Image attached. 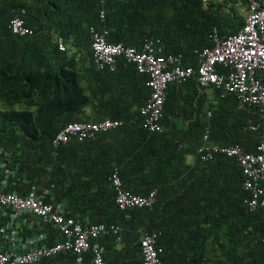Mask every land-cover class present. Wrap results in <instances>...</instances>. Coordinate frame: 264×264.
<instances>
[{
  "label": "trees",
  "instance_id": "obj_1",
  "mask_svg": "<svg viewBox=\"0 0 264 264\" xmlns=\"http://www.w3.org/2000/svg\"><path fill=\"white\" fill-rule=\"evenodd\" d=\"M223 1L225 2L219 3V1L214 0L204 5L201 0H0V58L12 51L14 43L35 44L40 39H43L45 43V41L51 42L55 38L61 39L69 49L84 47V49H88V54L90 55L89 76L85 79L84 84H80V79L74 71L65 70L62 73L66 79L63 78V82L60 85L58 83L49 87L46 84L44 87L35 90V102L32 104L36 106V114L34 116L28 110L15 111L12 108V104L34 95V90L31 88L35 86L29 83L27 90L23 89L27 87L24 85L17 93L14 87L18 83L19 78H6L4 72L0 70V102L3 99L4 101L2 102L10 105H7L6 111L5 108H2L4 110L0 109V164L3 166L0 169V183L3 185V192L14 193V184L16 185L22 180L20 174L22 173L24 161L22 162L20 159L26 155L24 151H27V154L37 150L39 152L48 151L50 158L48 161L45 160L48 164L43 170L44 176L46 175L51 179L52 185L57 187L60 193L58 196L55 195V198H52L55 199L53 201L46 196L47 198L43 202L53 205L62 204L64 218L72 219L75 223L80 224L82 228L91 225H102L107 230L105 234L96 239H90V249L80 256L68 251L60 253L51 259H43L40 264H78V259L81 260L79 264H92V247L94 245H98L102 249H112L118 244L124 247L134 244L133 257L138 258L136 264H142L141 235L144 233H157L158 230H161L159 227H164L165 231L168 232L172 225L177 227L180 223V221L172 219V204L165 209L166 215L164 218L168 216L167 224L165 220L159 226L156 223L159 221L155 220L156 215H154L156 203H153L151 208L149 207L150 209L132 208L120 211L115 204V194L109 180L111 173L115 169L112 171L95 169L98 161L89 159L83 154V152H90L92 146L89 143L92 139H86L82 142L72 140V142L68 141L69 143L61 144L57 147L52 145V139L66 124L92 123L73 122L70 116L90 107L94 97L98 102V96L101 95L102 97L104 95L106 89H101L97 85L101 77L108 82L116 74L125 70L130 71L138 78L139 92L136 96L140 98V104L137 106L136 111L131 113V115L139 118L135 121L134 125H137L135 130L139 132L146 131L141 127L143 118L139 114V109L149 96V89L145 86L147 77L137 73L135 67L126 63L123 58L117 60L114 72L97 71L91 61L90 28L99 33L105 31L106 41L109 44L120 43L125 47L137 50L141 48L146 40H158L162 50L160 56L180 55L182 67L191 66L195 68L197 56L194 51L214 46L209 39V34L212 30L217 32L219 38H224L236 33L243 25V20L237 15L234 8L228 5L229 2L237 0ZM240 1L247 3V0ZM15 16L23 20L25 26L33 31V35L19 37L11 33L9 22ZM112 32H116L113 35L115 38L112 37ZM122 33H127L129 36L134 33L138 38L137 40H134L135 38L119 40L117 36ZM52 44V50L57 51V45ZM0 61L2 62V59ZM8 67L10 68L11 65H8ZM5 81H7V84ZM186 82H191L199 90L194 80H187ZM170 87V85L167 87L166 96ZM217 92L220 95V92ZM226 97L228 100H232L238 110L242 111L246 118L249 119L248 122H245L247 119L241 116L242 124L237 127L238 130L235 134L239 138L243 135L246 136L249 144L258 143L257 132H251L248 129L249 122L252 125L261 122L257 109L240 102L234 94H227ZM25 102L31 103L32 101ZM166 102L167 97L163 105L160 123L161 131L164 130L163 116L166 110ZM114 103V100L110 102V107ZM104 105H108V102L105 101ZM60 115H66L67 117L65 121L64 119L61 122L57 120L58 123H56L53 118ZM109 120L114 121L115 117ZM205 130L208 131V129ZM106 133L108 132L96 133L93 138L102 137ZM203 135L204 132L196 140L195 144V164L197 166L194 172L196 173L197 184L200 185L201 182L207 180L210 187L208 190L210 195L215 193V197H217L223 196L225 193V196L231 197L230 201H223L222 199L219 201V198L213 197V200L208 203L209 205L222 206L223 203L221 204V202H228L225 206L228 214H222L217 221L211 220L212 227H216L220 223L223 225L224 221L228 224L226 264H264V243L262 242L264 237V210L255 209L249 211L244 203L248 199V193L243 188L244 177L234 158L216 154L209 161L202 163L199 160L197 150L202 144ZM239 138L228 140L223 145L217 146L237 145L243 152L255 153V150L247 149ZM168 145L171 144L168 143ZM78 146L85 150L81 151V157H79L76 150ZM171 147L175 148L177 146L172 145ZM38 160H42L41 157H38ZM100 164L103 165L104 163ZM78 165L83 167V170H81L83 192L78 198L71 197L70 200L66 201L69 196H67L68 192L63 193V185L67 183L74 184L77 180L79 182L80 174L76 172V166L78 167ZM105 165L108 166V164ZM101 167L103 168V166ZM219 177L226 178L225 182H221L222 187H226L225 190L218 185ZM24 178L27 180L32 179L30 176ZM94 183L99 184L97 186L99 196L89 195V189ZM75 186L73 185L72 189L68 191H73ZM27 195L26 193L19 194L20 197ZM150 211L151 217H153L150 226L141 233V223L146 221L147 213ZM6 221L7 219L4 218L0 223V227L4 226ZM206 221L209 222V220ZM110 227L116 228L117 232L113 234L109 231ZM199 227L197 224L195 232L197 235L202 236L200 238H205L203 230H199ZM21 229L20 236L22 238L41 235L43 237L42 244L47 247L53 246L64 239L62 234L54 229L51 224L43 223L38 218L27 217V222ZM168 238H172V235L169 234ZM162 241L161 233L160 238L155 241L156 249L160 250L157 256L159 264H165L166 254L169 255V253H164V246L172 247L171 239L165 243ZM0 245H5L1 236ZM103 253L104 251L102 250L101 254L104 260ZM204 254L203 245L197 242L196 248L193 250L194 257L186 260L179 253V263L200 264V258ZM130 263L128 262V264Z\"/></svg>",
  "mask_w": 264,
  "mask_h": 264
},
{
  "label": "crops",
  "instance_id": "obj_2",
  "mask_svg": "<svg viewBox=\"0 0 264 264\" xmlns=\"http://www.w3.org/2000/svg\"><path fill=\"white\" fill-rule=\"evenodd\" d=\"M223 2L225 1H219V3ZM231 3L232 1L228 5L233 7L237 15L243 20L244 12L247 9L246 3L240 0L235 1L237 8L232 6ZM115 33L112 32L113 38H115L113 36ZM117 37H119V40L124 38H135L134 40H137L138 38L134 33L130 36L127 33H122ZM51 42L55 44L54 39ZM51 42L45 41L44 43L43 39H40L35 44L14 43L12 51L0 58L2 59L0 70L4 72V76L6 78H19L20 85L18 81L14 87L15 92L18 93L24 85L27 87L23 89L27 90L29 83L37 87L31 88L34 90V95L12 104L15 111L28 110L34 116L36 106L32 104L35 102V90L44 87L46 84L49 87L58 83L60 85L63 78L66 79L62 71H74L78 75L81 85L88 78L90 70L88 49L86 50L84 47L69 49L65 45L64 51L58 49L54 51ZM8 65H11V67L7 68ZM111 79L108 82L102 77L98 80L97 85L101 89H106L102 97L101 95L98 96L99 103L94 97L90 107L70 116L73 122L98 123L112 117H115V121L121 122L119 127L107 131L108 133L102 137L92 138L89 143L92 146L90 152H83V154L89 159L98 161L97 167H94L95 169L99 168L104 171L105 169L106 171L115 169L126 191L139 196H145L153 191L155 193L154 203H156V212H154L156 219H154L159 221L156 222L158 226L160 223H164L165 220L167 224L168 216L164 218L166 215L165 209L172 204V219L178 220L180 223L177 227L172 225L168 232L165 231L164 227H159L161 230L157 231V240L162 233L163 243L169 241V239L172 242V247L164 246V253H169V255L166 254L165 264H182L179 263V253L186 260H189L190 257L193 258V250L196 248L197 242L203 245L205 253L200 258V264H226L228 224L224 221L223 225L220 223V225L212 227L211 220L217 221L222 214H228L225 207L228 202H221V204L223 203L222 206L209 205L208 203L213 200V197L219 198V201L221 199L230 201L231 197L225 196V193L223 196L217 197H215V193L210 195L207 180L201 182L200 185L197 184L196 173L194 172L197 166L195 164V144L205 129L209 131L208 142L211 145H223L228 140L237 139L239 136L235 133H237V127L242 124L241 116L247 119L245 122H248L249 119L242 111L238 110L232 100H228L227 95L221 97L217 90L212 87L198 90L191 82H186L183 84H170L171 87L166 96V110L163 116L164 130L157 133L139 132L135 130L137 125H134L139 118L131 115L140 104V98L136 96L139 92L138 78L130 71L125 70ZM5 83L7 84V81ZM95 83L96 80L94 86ZM113 100L115 103L110 107L109 103ZM2 101L4 100L1 99L0 109L4 110L2 108H5L6 111L8 104ZM25 101L32 102L26 103ZM105 101L108 102V105H104ZM66 117V115H60L54 117L53 120L58 123L63 119L65 121ZM141 127L143 128L142 124ZM239 139L247 149L255 150L257 142L249 144L247 137L244 135ZM72 140L82 142L76 138H71L69 142H72ZM168 143L171 145H168ZM172 145L177 147L172 148ZM76 150L79 157H81V151L84 148L78 146ZM73 151L75 152L74 149ZM47 152L37 150L27 154V151H24L26 155L20 159L22 162L24 161L22 173L20 174L22 180L18 184H14L15 194H31L42 200H45L48 196L49 200H55L52 198H55V195L58 196L60 191L52 185L51 179L46 175L44 176L43 172L46 164H48L45 160L48 161L50 158ZM38 157H41L42 160H38ZM100 163L108 164V166ZM2 168L1 164L0 169ZM76 168V172L80 174L79 182L77 180L74 184L67 183L63 185V193L68 192L67 196H69L66 201L70 200L71 197L78 198L83 192L81 182L83 167L78 165ZM176 172L178 173L176 174ZM26 176H30L32 179L27 180L24 178ZM225 180V177H219L218 180V185L224 190L226 187H222L221 182H225ZM73 185H76L73 191H68L72 189ZM98 185V183H94L90 187L89 195L99 196ZM147 216L146 221L141 223V233L150 226L153 218L151 217V211L147 213ZM3 219L4 217L0 214V223ZM206 220H209V222ZM197 224L200 226L198 229L203 230L205 238H200L202 236L197 235L195 232ZM121 230L124 232L123 229ZM169 234L172 235V238H168ZM98 247L101 252L104 251L105 264H128V262L136 264L138 262V258L133 257L134 244L128 247L118 244L112 249Z\"/></svg>",
  "mask_w": 264,
  "mask_h": 264
},
{
  "label": "built area",
  "instance_id": "obj_3",
  "mask_svg": "<svg viewBox=\"0 0 264 264\" xmlns=\"http://www.w3.org/2000/svg\"><path fill=\"white\" fill-rule=\"evenodd\" d=\"M204 5L212 0H201ZM220 1V0H218ZM237 8L235 2L231 3ZM243 15V25L234 34L219 38L212 30L209 39L214 46L195 51L196 67H182L180 55L160 56L162 50L158 40H146L139 50L122 44H109L106 32H96L90 28L91 61L97 71L113 72L117 60L123 58L132 64L137 73L147 77L145 85L149 96L139 109L143 118L142 126L148 132H161V119L166 90L170 84H181L194 80L199 90L212 87L220 96L234 94L242 103L257 109L261 122L250 124L248 129L257 132L258 143L255 153L243 152L237 145L216 146L208 142V131H204L202 144L197 150L199 160L209 161L214 155L221 154L234 158L243 174V188L248 193L244 201L249 211L264 210V0H247ZM100 18H102L100 16ZM13 35L23 37L33 35L20 17L9 22ZM59 51L65 50L61 39L55 38ZM121 125L119 121L105 119L99 123H68L52 139L53 147L67 143L71 138L78 141L92 139L96 133L106 132ZM1 165V164H0ZM115 194L114 200L120 211L132 208H148L154 203L155 193L139 196L126 191L116 170L110 176ZM0 214L7 219L0 227L4 246L0 245V264H40L43 259H51L60 253L72 251L76 256L90 249L89 240L107 232L102 225L82 228L72 219L64 218L62 204H47L34 195L20 197L15 193L3 192L0 183ZM27 217L38 218L49 223L64 237L63 241L47 247L42 244L41 235L22 238L21 231ZM113 234L116 228L110 227ZM158 234L144 233L140 238L142 264H159V249L155 247ZM264 243V237L262 238ZM92 264H105L101 250L92 247ZM78 259V264L80 263Z\"/></svg>",
  "mask_w": 264,
  "mask_h": 264
},
{
  "label": "clouds",
  "instance_id": "obj_4",
  "mask_svg": "<svg viewBox=\"0 0 264 264\" xmlns=\"http://www.w3.org/2000/svg\"><path fill=\"white\" fill-rule=\"evenodd\" d=\"M213 1H214V0L210 1L209 3L213 2ZM216 1H218V0H216ZM220 1H223V0H220ZM209 3H208V4H209ZM104 263H105V262H104Z\"/></svg>",
  "mask_w": 264,
  "mask_h": 264
}]
</instances>
